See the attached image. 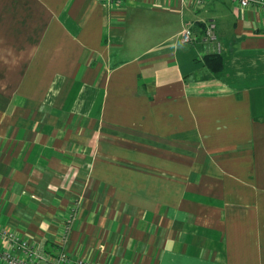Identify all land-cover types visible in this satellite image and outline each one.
Listing matches in <instances>:
<instances>
[{
	"label": "crops",
	"instance_id": "obj_1",
	"mask_svg": "<svg viewBox=\"0 0 264 264\" xmlns=\"http://www.w3.org/2000/svg\"><path fill=\"white\" fill-rule=\"evenodd\" d=\"M0 227L51 260L264 264V9L0 0Z\"/></svg>",
	"mask_w": 264,
	"mask_h": 264
},
{
	"label": "built area",
	"instance_id": "obj_2",
	"mask_svg": "<svg viewBox=\"0 0 264 264\" xmlns=\"http://www.w3.org/2000/svg\"><path fill=\"white\" fill-rule=\"evenodd\" d=\"M114 1V0H106ZM201 0H199L200 2ZM240 7L259 6L264 9V0H231ZM216 25L214 21H208L204 27V37L208 41H213L216 38ZM193 38V33L189 27L182 31V39L190 41ZM70 220L64 223L65 231H68ZM63 238L60 239V245L63 243ZM0 264H101L95 260H90L83 257H76L61 248L54 257L50 259L48 255L42 251L37 245L30 240L21 237L18 233L12 230H6L0 227Z\"/></svg>",
	"mask_w": 264,
	"mask_h": 264
},
{
	"label": "trees",
	"instance_id": "obj_3",
	"mask_svg": "<svg viewBox=\"0 0 264 264\" xmlns=\"http://www.w3.org/2000/svg\"><path fill=\"white\" fill-rule=\"evenodd\" d=\"M220 59L216 56V57H213V56H206L205 57V61L207 63H210L211 67L214 69V70H218L220 68V64L218 66V64H214V62H217L219 61Z\"/></svg>",
	"mask_w": 264,
	"mask_h": 264
}]
</instances>
